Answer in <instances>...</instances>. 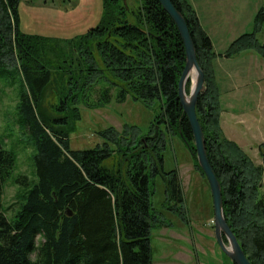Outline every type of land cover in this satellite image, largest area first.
I'll list each match as a JSON object with an SVG mask.
<instances>
[{
	"label": "trees",
	"instance_id": "16d2710c",
	"mask_svg": "<svg viewBox=\"0 0 264 264\" xmlns=\"http://www.w3.org/2000/svg\"><path fill=\"white\" fill-rule=\"evenodd\" d=\"M20 2L0 0V81H21L19 125L35 147L36 180L33 186L16 180L26 189L9 220L3 188L16 157L0 144V264H154L152 233L170 227L153 208L156 176L166 183L172 209L189 220L179 171H165L167 136L177 135L196 158L179 97L186 50L176 24L159 0H128L127 7L123 0H104L100 24L65 42L21 33ZM172 2L186 19L205 73L207 89L196 111L227 223L250 262L264 264V165L223 135L213 42L189 2ZM263 24L262 10L255 32L234 42L226 56L252 49L264 59L257 39ZM55 82L50 103L47 91ZM129 99L147 108L158 104L148 133L133 125L108 127L97 131L102 144L72 150L81 107ZM195 166L205 177L197 158Z\"/></svg>",
	"mask_w": 264,
	"mask_h": 264
},
{
	"label": "rangeland",
	"instance_id": "374dc122",
	"mask_svg": "<svg viewBox=\"0 0 264 264\" xmlns=\"http://www.w3.org/2000/svg\"><path fill=\"white\" fill-rule=\"evenodd\" d=\"M186 1L201 16L207 30L197 14L217 54L213 66L220 93L223 135L240 145L255 165H264L261 148L264 145V59L252 49L234 57L226 56L234 42L255 32L258 16L264 11V0ZM129 5L134 6V2L129 1ZM18 13L21 33L68 42L100 24L104 0H21ZM257 39L264 46V24ZM56 81L61 80L56 78ZM193 84L190 79L188 95ZM57 88L59 85L55 82L47 91L50 103L57 95ZM21 89L17 78L0 81V144L16 157L14 173L3 188V206L9 220L19 210V198L26 189L16 180L26 178L31 186L36 180L32 160L35 147L19 125L17 106ZM152 106L147 108L129 99L124 104L113 101L98 109L81 107V121L70 134L72 150H91L102 144L97 131L108 127L122 131L125 125H133L143 134L148 133L159 110L157 103ZM166 140L165 171H179L189 220L185 223L172 209V204L167 202L166 183L161 176H156L153 208L170 227L154 229L152 233L154 264H233L215 239L211 191L208 181L195 166L196 158L177 135L169 134Z\"/></svg>",
	"mask_w": 264,
	"mask_h": 264
},
{
	"label": "water",
	"instance_id": "95a60500",
	"mask_svg": "<svg viewBox=\"0 0 264 264\" xmlns=\"http://www.w3.org/2000/svg\"><path fill=\"white\" fill-rule=\"evenodd\" d=\"M159 1L176 24L186 50V65L179 81V97L192 129L199 167L203 171L210 187L214 211L215 239L222 252L233 264H252L227 223L224 213L222 186L210 163L205 135L197 116L196 108L199 97L206 92L207 88L205 85V73L199 64L194 40L185 17L177 10L172 0ZM123 2L127 7L128 0H123ZM192 73H195V80L192 77ZM190 79H193L194 84L188 95L187 85ZM187 146L189 147L188 143ZM225 239L227 242H225Z\"/></svg>",
	"mask_w": 264,
	"mask_h": 264
},
{
	"label": "crops",
	"instance_id": "0c3cea01",
	"mask_svg": "<svg viewBox=\"0 0 264 264\" xmlns=\"http://www.w3.org/2000/svg\"><path fill=\"white\" fill-rule=\"evenodd\" d=\"M194 7V6H193ZM197 12V11H196ZM198 14V13H197ZM198 16H199V18H200V21H201V23H202V25L204 26V24H203V20H202V18H201V16L198 14ZM204 28L206 29V27L204 26ZM207 30V29H206ZM209 33V32H208ZM210 35V34H209ZM185 223H188V222H185ZM188 225V224H187Z\"/></svg>",
	"mask_w": 264,
	"mask_h": 264
},
{
	"label": "bare ground",
	"instance_id": "6f19581e",
	"mask_svg": "<svg viewBox=\"0 0 264 264\" xmlns=\"http://www.w3.org/2000/svg\"><path fill=\"white\" fill-rule=\"evenodd\" d=\"M192 77H193V79L195 80V73H192Z\"/></svg>",
	"mask_w": 264,
	"mask_h": 264
}]
</instances>
